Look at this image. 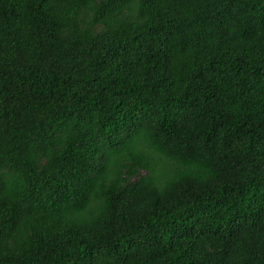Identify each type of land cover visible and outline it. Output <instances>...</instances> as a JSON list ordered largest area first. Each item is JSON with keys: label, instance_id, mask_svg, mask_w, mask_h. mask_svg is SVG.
Masks as SVG:
<instances>
[{"label": "trees", "instance_id": "16d2710c", "mask_svg": "<svg viewBox=\"0 0 264 264\" xmlns=\"http://www.w3.org/2000/svg\"><path fill=\"white\" fill-rule=\"evenodd\" d=\"M0 264H264V0H0Z\"/></svg>", "mask_w": 264, "mask_h": 264}, {"label": "rangeland", "instance_id": "374dc122", "mask_svg": "<svg viewBox=\"0 0 264 264\" xmlns=\"http://www.w3.org/2000/svg\"><path fill=\"white\" fill-rule=\"evenodd\" d=\"M143 174V173H142Z\"/></svg>", "mask_w": 264, "mask_h": 264}]
</instances>
